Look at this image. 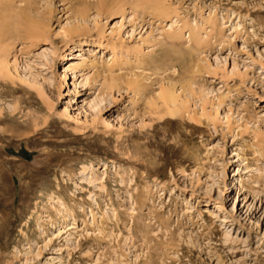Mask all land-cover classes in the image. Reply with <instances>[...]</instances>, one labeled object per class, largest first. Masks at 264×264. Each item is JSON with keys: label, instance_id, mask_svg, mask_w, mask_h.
<instances>
[{"label": "rangeland", "instance_id": "rangeland-1", "mask_svg": "<svg viewBox=\"0 0 264 264\" xmlns=\"http://www.w3.org/2000/svg\"><path fill=\"white\" fill-rule=\"evenodd\" d=\"M9 43L0 264H264V0H1Z\"/></svg>", "mask_w": 264, "mask_h": 264}, {"label": "bare ground", "instance_id": "bare-ground-1", "mask_svg": "<svg viewBox=\"0 0 264 264\" xmlns=\"http://www.w3.org/2000/svg\"><path fill=\"white\" fill-rule=\"evenodd\" d=\"M1 1V0H0ZM14 1V0H13ZM24 2L28 1V0H22ZM139 6H137L136 8H138ZM144 9H146L147 11H152V15H154L155 17H160V18H163L164 17V14L166 13L165 12V8L163 5H160L158 3H154V2H151V3H148ZM12 14V13H10ZM16 17V16H15ZM11 19H16L14 18V16H10ZM2 20V19H1ZM174 24L170 25V29L173 27ZM170 34V33H169ZM199 36V35H198ZM198 36L195 37V34H189V38H190V42H195L194 44H198L200 45V41L198 40ZM169 37L171 39H174L176 36L174 35V33L170 34ZM173 48L170 50V51H167L166 54L164 55V57L162 58H165L167 59L166 62H168L169 59H172V56L174 55H179L180 57V62H181V59L184 60L185 57L183 52H178L175 50V46H172ZM12 49V45L9 43L7 45L4 44V46H1L0 45V58H2V55L5 54L6 56H8V52ZM112 56H110V58L103 62L105 63L107 66H112L114 63H115V57H116V53H115V49L113 48L112 49ZM88 51L90 52V49H88ZM56 54V53H55ZM69 56H67V60H68V63H66V67H65V72H69V71H78L80 69H82L83 67H89V68H96L95 67V64H96V58L92 59L91 58L93 57H90L87 58L86 57V54H84V50L81 51V50H76V51H72L70 54H68ZM93 55V54H92ZM175 56V57H176ZM161 58L162 61H164L163 59ZM178 58V56H177ZM77 63H72V61H78ZM160 60V61H161ZM157 61V60H155ZM159 61V60H158ZM70 62V64H69ZM152 62V61H151ZM160 63V62H159ZM162 64V63H161ZM0 66L1 68L4 67L3 69L5 68H8V63L7 62H0ZM164 68V67H163ZM86 68H84L83 70H85ZM108 69V68H107ZM111 71V67L108 69V71ZM109 71V72H110ZM85 76V75H83ZM90 77H84L83 79V82L86 84L87 82H90ZM113 82V81H112ZM158 99L161 100L165 106H167V108L169 109V113L173 116H176L178 115L180 112H182L184 110L183 107V103L181 102V97L180 95L178 94L177 92V89L175 88V86L173 85H162L161 88H160V91L158 92ZM182 108V110H181ZM108 170V166L105 165L104 166V172H106ZM97 169H92L90 172L92 178L94 179V182H100L102 183L103 182V177L105 176V173L100 176L98 173H97ZM84 182H87L89 181V179L87 177H85L84 179ZM104 184V183H103ZM98 189H101V186L100 187H97ZM103 188V187H102ZM109 216V215H107ZM41 217L39 218V222L41 221ZM67 220V219H66ZM66 220L64 219V223L66 222ZM74 224V222H72ZM65 229H67V226L63 228V231L62 229L59 230V234L58 235H61L62 233H65ZM69 231V230H68Z\"/></svg>", "mask_w": 264, "mask_h": 264}]
</instances>
